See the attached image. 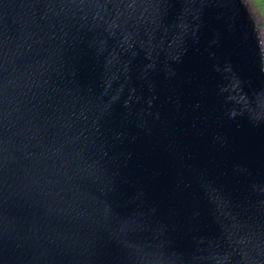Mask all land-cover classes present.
<instances>
[{"label":"water","instance_id":"95a60500","mask_svg":"<svg viewBox=\"0 0 264 264\" xmlns=\"http://www.w3.org/2000/svg\"><path fill=\"white\" fill-rule=\"evenodd\" d=\"M250 6L0 0V264H264Z\"/></svg>","mask_w":264,"mask_h":264},{"label":"rangeland","instance_id":"374dc122","mask_svg":"<svg viewBox=\"0 0 264 264\" xmlns=\"http://www.w3.org/2000/svg\"><path fill=\"white\" fill-rule=\"evenodd\" d=\"M250 2V7L252 12L259 16V21L261 27L264 31V0H248Z\"/></svg>","mask_w":264,"mask_h":264}]
</instances>
